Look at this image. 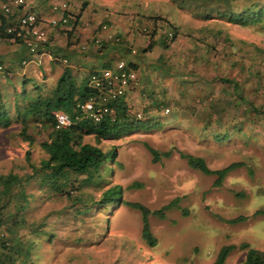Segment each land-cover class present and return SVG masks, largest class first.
Returning a JSON list of instances; mask_svg holds the SVG:
<instances>
[{
	"label": "rangeland",
	"instance_id": "obj_1",
	"mask_svg": "<svg viewBox=\"0 0 264 264\" xmlns=\"http://www.w3.org/2000/svg\"><path fill=\"white\" fill-rule=\"evenodd\" d=\"M43 1L50 5L61 0ZM62 1L80 16L97 17L90 37L108 20L112 32L127 37L121 28L135 26L141 13L166 17L179 29V35L160 51L162 58L158 59L157 53L142 55L145 39L133 44L136 54L131 55V61L145 58L149 66L146 72L151 74L152 85L163 91V99L148 103L144 96L146 103L141 102L144 82L139 79V89L128 104L132 113H140L141 120H152L153 126L98 142L104 150L114 149L115 158L102 167L101 180L80 187L71 199L50 193L47 199L42 193L43 199L31 200L24 215L27 223L48 219L51 234L49 242L43 241L33 250L34 264H213L220 248L227 245L235 248L224 264H242L246 254L242 244L264 252V215H254L264 210V112L249 109V105L264 109V22L243 27L217 17L215 10L227 0ZM248 1L255 0L235 3L240 7ZM208 11L209 18L202 16ZM205 42L210 44L203 53L200 48ZM181 76L186 77L185 84L180 82ZM219 76L235 80L240 85L238 95L251 103H236L233 85L221 82ZM160 83L167 85V97ZM16 85L19 90L20 82ZM4 91L0 100L11 102L12 90ZM20 128L14 124L0 129V174L13 171L24 176L29 171L26 150H30L35 165L45 157L38 133L39 128H45L34 124L27 128L33 136L31 144L23 141ZM221 133L228 137L213 138ZM84 139L95 143L92 136ZM148 146L159 153L171 150L172 154L154 162ZM179 152L202 157L211 169L232 162H242V166L214 187L215 176L191 168ZM115 185L121 186L122 202H139L151 211L175 201L164 210L163 218L149 215L155 245L149 246L141 237L138 210L124 203L101 205L104 190ZM27 191L40 195L33 182ZM238 217L244 219L233 220Z\"/></svg>",
	"mask_w": 264,
	"mask_h": 264
},
{
	"label": "trees",
	"instance_id": "obj_2",
	"mask_svg": "<svg viewBox=\"0 0 264 264\" xmlns=\"http://www.w3.org/2000/svg\"><path fill=\"white\" fill-rule=\"evenodd\" d=\"M211 11L204 12L202 16L209 18ZM215 11L217 12V17L243 27L262 25L264 22V0H255L252 3L248 1V3L240 7L235 3V0H227L224 5H221ZM69 13L71 17L69 22L65 24L66 26L64 24L61 26L59 23L50 28L59 29L68 38H72L77 25L81 22V16L79 13H74L70 9ZM144 14L141 13L139 15L140 18L136 22L137 24L132 26L130 30L146 40L143 52H149L151 54L157 53V59L162 58L160 51L167 49L175 42L179 35V29L169 19H166V17H155ZM143 19L148 20L152 25H141L144 22ZM10 21V18L2 14L0 23V35L2 38H13L12 35L2 32L3 28L9 25ZM103 24L111 26L112 23L109 20L101 22L96 27L97 31L95 33L100 32ZM66 27H69V29ZM203 31V28L200 29L198 34ZM169 33H171V36L168 35ZM48 36L49 40L43 50H41V54L43 51L46 53L45 56L49 54V60L55 59L58 61L60 60V56L54 54V51L51 49L46 50V46L49 45L50 47L51 45V36L49 33ZM94 36L91 37L88 44L93 43L92 39ZM124 38V43L116 47L119 58L124 59L129 67L138 69V62L131 61V55H135L131 52L134 49L133 44L126 37ZM204 38L202 37V42L205 40ZM14 40L20 42L17 39ZM225 41L228 40L224 39ZM208 44L210 43H203L200 51L206 53V46ZM231 44L233 45V43ZM108 46L110 45L102 41V44L98 48L101 50L103 47L108 48ZM190 47H193V45L190 44ZM85 50L81 49V51ZM169 54L171 55L172 52H169ZM208 58L214 59V57ZM209 59L206 60L210 61ZM146 65L148 66V63ZM2 73L1 79H6L8 77L7 74L4 73V70ZM88 75L81 78L82 81L80 83H76L71 70L65 67L55 85H46L44 89H42L41 84L36 83L31 85V87L29 85L27 86L28 82L24 81L18 90L16 83L11 82L9 84V88L13 92L11 102L3 103L2 99L0 100V129H6L14 124H20L19 135L23 141L31 144L33 142V136L27 132V128L32 124L45 128V131L41 128L38 129V133L42 135L40 147L45 152V157L39 161L38 165L31 162V152L30 150H26L25 159L29 171H26L24 176L13 171L0 174V264H34L36 255L33 250L39 247L43 241L49 242L51 240V238L49 239L51 234H49L47 227H45L49 223L48 219L44 222L39 221L37 223L35 221H28L27 223L24 215L30 207L32 199H43L41 197L42 193L47 199L49 198V193L65 195L68 199H71L72 194L80 187L96 180H101L100 171L102 167L108 159L114 160L115 158L114 149L110 151L108 149L104 150L97 144L98 142L119 139L129 132L147 130L154 124L152 120L144 121L138 119L136 114L132 113L130 109L131 105L128 103H130L134 93H127L111 102L110 105L114 107L116 114L114 121L108 117H104L100 122L94 123L90 119L83 117L78 105L85 102L90 96L97 97L99 93L98 90L88 86ZM179 79L182 84H185V76H181ZM218 79L223 83H231L233 85L234 93L232 95L235 94V98L237 97L236 103H251L243 95H238L241 92L240 85L235 80L225 76H219ZM141 80L143 81L142 78ZM160 87L162 90L165 88L164 96L168 94L167 85L160 83ZM144 89L145 87L141 90L144 92ZM2 93L0 92V95ZM162 94L163 91L148 93L146 95L149 99L148 103H160L161 101L159 100L163 99ZM143 97L141 95V102H145ZM156 106L158 107L159 105ZM249 109L257 112V114L264 112V109H257V107L252 105H249ZM54 112L68 114L72 119V124L65 129H56L54 126ZM85 136H92L95 143L89 140L85 141ZM227 137L228 135L226 133L213 134V138L217 140H224ZM147 148L154 162H157L161 157L168 158L172 154L171 150L159 153L152 147L148 146ZM179 154L191 168L200 171L202 174L215 176L212 183L214 187L221 186L223 180L231 171L242 166V162H232L225 167L211 169L202 157L183 152H179ZM32 182L36 184V190L40 192L39 197H35L34 193L27 191L28 185ZM121 194V186L115 185L109 187L102 193L100 203L102 206L110 203H124L128 207L138 210L142 223L141 237L149 246L155 245L156 240L149 226V215L153 214L163 218L165 215L164 210L174 206L175 201H171L168 205L160 209L151 211L139 202H122ZM76 199L77 197L75 196L74 200ZM258 214L264 215V210H257L254 213V215ZM240 219H244V217H238L233 220ZM241 247L246 249L242 264H264L263 251L250 248L246 243L242 244ZM234 248V245L221 247L213 264H224L227 256Z\"/></svg>",
	"mask_w": 264,
	"mask_h": 264
},
{
	"label": "crops",
	"instance_id": "obj_3",
	"mask_svg": "<svg viewBox=\"0 0 264 264\" xmlns=\"http://www.w3.org/2000/svg\"><path fill=\"white\" fill-rule=\"evenodd\" d=\"M28 6L45 22L52 16L58 17V14L53 13L50 5L43 0H35L33 4L28 2ZM1 18L2 10L0 8V23ZM96 18L95 15L89 17L88 15L85 16L82 14L81 22L77 25L72 38H68L66 34L59 29H49L48 27L47 30L51 36V45L50 47L47 45L46 50L51 49L54 51V54L60 56V60L58 61L55 59L49 60V56H43L41 51L31 53L23 43L15 41L13 38H2L0 41V64L3 66L4 73H6L8 77H6V79H1L3 73H0V92L9 90V84L11 82H20V84H23L25 81L28 82L27 86L37 83L41 84L42 89H44L46 85L53 86L65 67L71 70L75 82L80 83L82 81L81 78H84V76L86 77L92 70L113 65L119 58V54L113 43L106 41V33L112 32L110 26L106 32H102V37L105 38L103 41L107 45H110L108 46L109 49L103 47L100 50L98 46H94L92 43L88 44L91 40L88 34L94 29V26L98 24ZM45 22L43 24L46 26ZM144 24L147 26L152 25L148 20L144 21ZM66 28L69 29V27ZM121 30L128 33L131 39L128 38L129 40H127L132 44L144 43V38L138 37V34L133 33L128 27L121 28ZM83 31L86 33L81 34ZM135 39L136 41H134ZM86 42L88 44L86 47L87 49L81 51L80 45ZM140 51H143V49H140ZM147 53L149 52H144L142 55L146 57ZM62 59H66L67 63H64ZM137 62L138 69L136 70L138 71L139 79H143L145 87L144 92L142 90L144 93L143 96L153 91H158V89L152 85L153 80H151V74L146 72L145 58L139 57L137 58ZM48 224L45 227L48 228ZM47 261H49V259ZM47 264H49V262Z\"/></svg>",
	"mask_w": 264,
	"mask_h": 264
},
{
	"label": "built area",
	"instance_id": "obj_4",
	"mask_svg": "<svg viewBox=\"0 0 264 264\" xmlns=\"http://www.w3.org/2000/svg\"><path fill=\"white\" fill-rule=\"evenodd\" d=\"M0 8L2 14L11 19L9 25L3 28L2 32L12 35L14 39L23 43L30 52L36 53L43 50L49 40L48 27H54L60 23L65 25L69 22L70 13L69 6L66 1H59L51 4V11L58 14V17H50L46 22L42 20L37 13L30 10L28 0H0ZM45 22L46 26L43 24ZM109 25L103 24L100 32L92 39L94 46L102 44L104 37L102 32H106ZM171 36V33L168 34ZM106 41L113 44L121 45L125 38L116 32H108L105 35ZM2 37L0 35V41ZM87 43L81 45V49L85 50ZM132 54H136V50L132 49ZM42 51V55H45ZM49 56V54H48ZM67 63L66 59H62ZM4 68L0 64V73ZM88 86L99 91L97 97L90 96L85 102L78 105L82 116L90 119L92 122H100L104 117L110 118L112 121L116 119L115 109L111 104L113 100H117L125 94H132L139 89L138 71L126 64L124 59H118L110 67L92 70L89 73ZM168 112V109H165ZM137 118H141V114H136ZM54 126L56 129H65L72 124L70 116L64 112H54Z\"/></svg>",
	"mask_w": 264,
	"mask_h": 264
}]
</instances>
